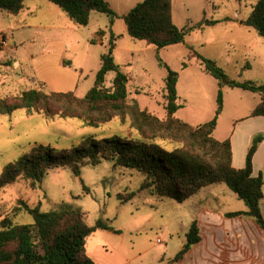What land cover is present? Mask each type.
<instances>
[{"label":"rangeland","instance_id":"1","mask_svg":"<svg viewBox=\"0 0 264 264\" xmlns=\"http://www.w3.org/2000/svg\"><path fill=\"white\" fill-rule=\"evenodd\" d=\"M107 1L119 15L112 24L104 13L92 11L87 26L77 25L81 33L78 37L79 48L89 44L84 66L86 78L80 79L76 90L79 97L94 83L92 71L99 65L100 56L107 48L110 31L116 37L115 62L130 78L127 84L128 99L136 98L141 108H146L160 118H164L166 113L163 108L165 100L162 99L166 69L157 56L178 72V102L181 104L178 115L193 124L204 123L213 117L218 85L217 80L204 71L201 62L189 56L191 48L215 61L229 80L264 81V38L258 36L251 27L240 23L241 19L249 15L257 0H172L174 23L178 27L194 25L196 28L185 36L183 43L162 49L127 34L121 16L142 0ZM43 4H49L53 11L45 13ZM203 19L218 22L199 26ZM69 20L64 11L47 0H25L23 12L17 16L0 13V97L14 96L23 90L39 87V68L30 55L35 60L48 57L45 51L49 38L46 29L36 28L35 25L53 22L64 26ZM100 29L106 31L103 44L92 40V33ZM10 30L16 32V36L22 33L21 37H16V47L6 50L3 40L5 42L11 35ZM96 36L100 39L101 33ZM10 44L13 45V41ZM78 53L81 59L84 58L83 52ZM50 55H53V51ZM49 71H57L54 64H51ZM113 76L114 72L106 75L105 87L111 85ZM222 91L224 114L218 129L215 128L214 136L231 130L238 117L245 115L255 105L253 96H257L238 87L224 86ZM88 136L95 139L112 136L140 139L138 133L130 129L128 124L121 123L118 117L95 127L85 125L78 118L44 117L25 109L1 115L0 175L6 164L28 154L36 144L60 151L79 145ZM161 143L167 148L172 147L167 141ZM143 181L144 175L139 171L104 159L95 165H84L79 176L67 167H54L46 172L35 188L25 178H18L0 188V220L10 217L16 224L32 223L33 218L27 211L15 208L20 206L19 200L30 206L40 204L43 211L67 204L85 211L86 223L89 225L102 219L111 227L122 228L124 246L129 251L131 248L134 251L146 249L152 253L163 251L165 259H170L183 246L196 215L198 199L203 193L201 191L178 203L141 189ZM204 189L221 193L218 205L222 210L245 208L244 202L224 184H212ZM125 193H134V196L130 201L121 203L118 194ZM100 234L104 233L94 234L92 241L97 240ZM112 236L121 237L117 233ZM150 256L147 252L145 259L149 261Z\"/></svg>","mask_w":264,"mask_h":264},{"label":"trees","instance_id":"2","mask_svg":"<svg viewBox=\"0 0 264 264\" xmlns=\"http://www.w3.org/2000/svg\"><path fill=\"white\" fill-rule=\"evenodd\" d=\"M57 5L78 26H87L90 13L97 11L109 17L112 24L119 15L107 0H47ZM25 0H0V10L8 15H18L24 9ZM172 0H142L122 15L127 34L162 49L185 41V36L196 26L178 27L172 18ZM216 20L203 19L199 26L213 25ZM242 23L254 29L264 38V0H257ZM99 30L97 33L102 34ZM116 37L110 31L106 50L100 56L93 85L79 97L72 91L47 90L39 87L23 90L14 96L0 97V116L10 115L19 109L37 112L44 117H71L85 125L99 126L118 117L121 123L136 131L140 139H121L115 136L95 139L84 138L77 146L57 151L43 144L34 145L28 154L4 166L0 175V188L18 178L31 181L35 188L46 172L54 167H67L76 176L81 168L100 160L113 161L115 165L135 169L144 175L141 189L157 197L170 198L178 203L186 201L200 189L212 184H224L245 204V209L226 212L227 218L245 217L264 230V215L260 202L263 198L262 174L252 175V159L262 134L253 137L242 168L232 165L229 139L214 136L218 117L223 108L222 87L242 88L260 96L251 116H264V82L229 80L225 71L213 60L190 49L189 56L203 65L206 73L217 80L216 109L213 117L199 124L178 118V72L171 69L158 56L166 69L164 78L165 117L141 108L135 99H128L129 76L115 62ZM185 65V63L183 64ZM114 76L109 87L105 78ZM160 140V141H159ZM161 141L172 144L167 148ZM134 193L118 194L121 203L130 201ZM19 207L33 218L30 224L13 223L12 218L0 220V264H97L86 253L88 238L98 230L113 229L107 221L86 223V212L63 204L58 209L43 211L40 204L30 206L19 200ZM180 250L168 261L174 264L201 240L197 221L193 220Z\"/></svg>","mask_w":264,"mask_h":264},{"label":"crops","instance_id":"3","mask_svg":"<svg viewBox=\"0 0 264 264\" xmlns=\"http://www.w3.org/2000/svg\"><path fill=\"white\" fill-rule=\"evenodd\" d=\"M43 8L45 13L53 11V8L49 4H43ZM0 13L3 15L5 12L0 10ZM242 20L244 19H241L240 23H242ZM35 27L46 29L48 31L47 39L49 38L47 40L49 45L45 51L48 57L35 60L36 58L30 55V59L36 63L39 68V84H43L47 90L63 92L72 91L76 95L80 79L86 78L84 66L87 62V47L89 45L87 44V46H85L86 48L84 46L79 48L80 44L78 37L81 33L78 32L79 28L77 24L69 20V23L65 22L64 26L50 22L47 24L38 23ZM102 31L103 33L100 39L96 36L97 31L92 33V40H97L98 43L103 44L106 38V31ZM9 32L11 35L8 37L6 36L7 39L4 43L6 50L16 47V37H21L22 33L20 32V34L18 33L16 36V32L13 33L12 30ZM32 40H34V37ZM11 41H13V45L10 44ZM114 42H116V40ZM18 43L20 44L21 42L19 41ZM115 49L116 47H114V51ZM51 51H53V55H50ZM78 52H83L84 58L81 59ZM51 64H54L57 68L56 72L49 71ZM99 67L100 63L95 67L96 69L92 71L93 76H95ZM178 93L177 88V95ZM255 94L257 95L253 96L255 105L248 109L245 115L238 117L231 130L222 131L220 136L215 137L219 140H230L232 165L239 169L244 167L246 153L253 137L257 134H262L263 139L259 143L252 159V175L257 176L261 173L264 180V116H251V111L260 101V96L257 93ZM77 96L79 95L77 94ZM162 99H164V93ZM179 110L180 108L175 115L186 121L178 115ZM223 111L224 108L219 116L216 129L219 127L220 118L224 114ZM216 129L214 132H216ZM201 191L203 194H201L198 199V207L195 218L193 219L197 221L201 240L194 244L184 254L182 259L174 264H264V230L259 228L258 225L249 218L240 216L232 218L225 217L224 214L226 212L235 210H222L219 207L218 204L221 202V193L202 188L195 194ZM260 207L264 215V185ZM113 229L119 230L120 233L117 234L121 237L116 238L112 236L116 233L109 230H98L88 238L85 246L86 253L95 263L168 264V261L171 259H165L163 251L152 253L150 250H141V248H138L137 251L131 248L130 250L132 252L129 251V249L124 246V238L122 236L124 230L116 227H113ZM98 232L104 234H100L97 240L92 241V237ZM103 239L104 241H100ZM147 252L151 255L149 261L145 259Z\"/></svg>","mask_w":264,"mask_h":264},{"label":"built area","instance_id":"4","mask_svg":"<svg viewBox=\"0 0 264 264\" xmlns=\"http://www.w3.org/2000/svg\"><path fill=\"white\" fill-rule=\"evenodd\" d=\"M3 43H5L4 40H3Z\"/></svg>","mask_w":264,"mask_h":264}]
</instances>
